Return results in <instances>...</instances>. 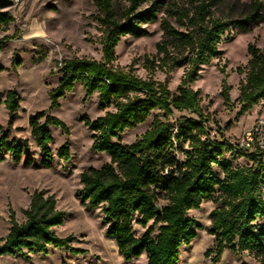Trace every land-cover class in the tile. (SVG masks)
Wrapping results in <instances>:
<instances>
[{
    "label": "trees",
    "instance_id": "obj_1",
    "mask_svg": "<svg viewBox=\"0 0 264 264\" xmlns=\"http://www.w3.org/2000/svg\"><path fill=\"white\" fill-rule=\"evenodd\" d=\"M145 1L150 3L148 8L142 6ZM252 1L248 15L230 19L216 15L224 0H94L101 61L74 57L62 63V78L50 93L49 111L59 108L60 100L77 84L85 89L86 100L98 94V108L105 115L82 121L93 133L92 149L109 156L110 162L81 174L78 199L87 212L102 208L106 236L115 241L119 256L126 261L145 255L148 264H179L182 247H189L197 238V230L202 229L188 212L213 202L216 208L210 213L206 232L216 238L215 262L229 248L235 254H254L264 264V228L256 225L264 219V164L252 159L244 168H233L231 161H222L225 154L235 159L232 146L223 137L210 139L200 91L192 88L201 66L222 59L220 45L231 28L247 34L254 24L264 21L263 4ZM161 9L164 16L159 18ZM13 21L10 15L0 14V26ZM158 21L163 36L157 53L145 57L147 78L136 74V62L127 68L117 65L116 50L122 39L148 37L146 26ZM248 55L247 66L236 70L246 76L239 89V117L264 102V49L250 44ZM176 69H184V76L178 93L173 94L169 82ZM220 71L226 73L224 68ZM159 72L166 75L164 83L155 81ZM231 90L225 80L222 97L226 104L231 102ZM0 106L8 111V127L13 128L21 110L18 93L9 91L4 96L0 92ZM112 108L114 111H108ZM156 110L166 118L174 112H188L197 119L183 117L176 124L156 119L135 143L121 141V135L146 124ZM29 126L43 160L38 165L26 157L23 166L52 169L54 138L50 127L61 129L67 136L68 127L45 111L30 116ZM231 128L230 123L227 130ZM26 148L27 143L21 146L2 136L0 164L6 161V155L13 163H22ZM179 152L186 158L184 163L177 159ZM58 157L70 162L68 142L58 150ZM215 167L221 169L223 178ZM160 202L166 205L160 206ZM23 215L26 220L20 224L11 212V229L0 245V264L3 257H25V252L47 254L50 247L84 252L72 248L73 237L62 239L55 234L54 229L62 227L67 217L58 210L55 196L35 192ZM134 223L145 230L141 237L135 235ZM212 253L208 251L207 256Z\"/></svg>",
    "mask_w": 264,
    "mask_h": 264
},
{
    "label": "rangeland",
    "instance_id": "obj_2",
    "mask_svg": "<svg viewBox=\"0 0 264 264\" xmlns=\"http://www.w3.org/2000/svg\"><path fill=\"white\" fill-rule=\"evenodd\" d=\"M13 1V7L0 9V14H8L14 19L10 25L0 26V69L3 70L0 73V92L6 96L9 91H16L21 99V110L14 127L9 129L8 111L0 106V139L6 135L18 145L24 146L27 143L28 148L22 163L15 164L6 155V161L0 164V245L10 232L11 212L15 213L18 223H24L26 219L23 211L29 208L34 193L46 191L48 195L55 196L58 210L67 215L64 225L54 229L55 234L62 239L73 237L72 248L84 252L77 254L50 247L47 254L25 252V257H3L1 264H148L145 255L131 261L121 258L115 241L106 236L107 227L103 223L102 208L87 212L78 199L82 189L81 174L90 168L100 169L110 162L109 156L92 149L93 133L82 121L85 117L94 121L105 115L106 112L98 108V94L86 100L85 89L77 84L72 93L60 100L59 108L49 111L50 93L62 78L60 70L63 61L74 57L98 61L102 59V47L99 44L101 35L94 19L98 14L94 0ZM163 1L168 3L170 0ZM252 2L224 0L216 15L230 19L245 17L252 11ZM260 2L264 6V0ZM149 5V1L142 4L144 8ZM163 16L164 9H161L159 18ZM146 28L150 33L148 37L128 36L122 39L116 50L117 65L127 68L136 62L135 72L143 79L147 78L143 67L145 57L157 53V44L163 36L160 21L148 24ZM250 44L264 49V21L254 24L247 34L231 28L220 45L224 52L222 59L201 66L198 79L192 85L195 91H200L202 113L208 119L209 135L218 140L223 137L230 144L239 142L243 133L258 118H264V102L239 117L242 108L238 103L239 89L246 76L237 74L236 70L247 66L250 60ZM222 68L225 69V74L221 73ZM183 76L184 69H176L170 74L169 89L173 94L178 93ZM165 80V74H156L155 81L164 83ZM225 80L232 88L230 104H226L222 97ZM42 111L63 121L70 135L67 136L61 129L51 126L54 138L51 145L53 168L27 169L23 166L26 157H31L38 165L43 160L29 126L30 116ZM183 117L197 119L188 112H174L166 118L162 112L156 110L146 124L121 135V141L124 144L135 143L156 119H167L171 124H176ZM230 123L232 128L227 130ZM67 142L71 150V160L68 163L58 157V150ZM176 156L181 163L185 162L183 153L179 152ZM222 161H231L233 168H244L249 164L246 158L232 159L230 154H225ZM214 171L221 178L224 177L220 168L215 167ZM159 205L165 206L166 202H160ZM215 208L213 202H206L201 209L188 212V216L202 229L197 230V238L189 247H182L179 264H260L254 254H235L229 248L215 262L216 238L206 232L211 224L210 213ZM256 225L264 228V219ZM133 228L137 237L145 233L136 223ZM157 234L158 232L155 236ZM210 250L213 253L208 257L207 252Z\"/></svg>",
    "mask_w": 264,
    "mask_h": 264
},
{
    "label": "built area",
    "instance_id": "obj_3",
    "mask_svg": "<svg viewBox=\"0 0 264 264\" xmlns=\"http://www.w3.org/2000/svg\"><path fill=\"white\" fill-rule=\"evenodd\" d=\"M210 139L214 141L216 138L210 136ZM231 146V154L235 157L255 159L264 164V118H258L252 127L243 133L239 142Z\"/></svg>",
    "mask_w": 264,
    "mask_h": 264
},
{
    "label": "water",
    "instance_id": "obj_4",
    "mask_svg": "<svg viewBox=\"0 0 264 264\" xmlns=\"http://www.w3.org/2000/svg\"><path fill=\"white\" fill-rule=\"evenodd\" d=\"M14 1L13 0H0V9H8L14 6Z\"/></svg>",
    "mask_w": 264,
    "mask_h": 264
}]
</instances>
